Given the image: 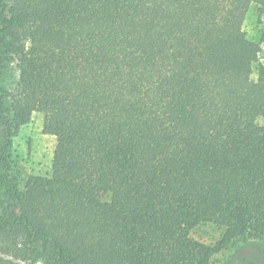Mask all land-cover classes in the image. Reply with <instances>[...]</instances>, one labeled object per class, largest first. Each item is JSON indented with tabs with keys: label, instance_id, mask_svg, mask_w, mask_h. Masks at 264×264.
I'll return each instance as SVG.
<instances>
[{
	"label": "trees",
	"instance_id": "1",
	"mask_svg": "<svg viewBox=\"0 0 264 264\" xmlns=\"http://www.w3.org/2000/svg\"><path fill=\"white\" fill-rule=\"evenodd\" d=\"M252 6L0 0V264H210L264 243ZM33 113L55 138L51 173L20 185L11 142ZM207 224L224 230L214 246L191 236Z\"/></svg>",
	"mask_w": 264,
	"mask_h": 264
},
{
	"label": "rangeland",
	"instance_id": "2",
	"mask_svg": "<svg viewBox=\"0 0 264 264\" xmlns=\"http://www.w3.org/2000/svg\"><path fill=\"white\" fill-rule=\"evenodd\" d=\"M243 31L249 40L259 44L258 62L264 66V9L256 6L249 8L243 23ZM4 73L5 79L1 86L6 90L13 85L16 78L12 62L7 63ZM255 76L253 71L252 77ZM257 123L264 126L263 119H258ZM42 128L43 115L33 113L29 122L20 127L12 139L10 173L16 177L20 185H23L29 176H48L51 173L56 142L54 137L44 134ZM2 171L0 163V176ZM7 203V198L0 199V215L2 207ZM223 232V229L207 224L195 228L191 236L207 246H214L220 242ZM210 264H264V243L251 239L240 240L215 254Z\"/></svg>",
	"mask_w": 264,
	"mask_h": 264
}]
</instances>
